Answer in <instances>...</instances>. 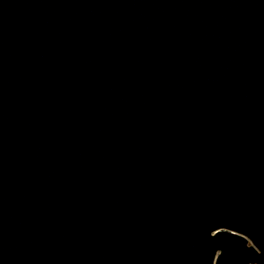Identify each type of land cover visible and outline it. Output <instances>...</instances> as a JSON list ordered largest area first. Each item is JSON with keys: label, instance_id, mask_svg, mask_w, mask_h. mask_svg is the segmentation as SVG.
I'll return each mask as SVG.
<instances>
[{"label": "water", "instance_id": "1", "mask_svg": "<svg viewBox=\"0 0 264 264\" xmlns=\"http://www.w3.org/2000/svg\"><path fill=\"white\" fill-rule=\"evenodd\" d=\"M0 264H264V0H0Z\"/></svg>", "mask_w": 264, "mask_h": 264}]
</instances>
